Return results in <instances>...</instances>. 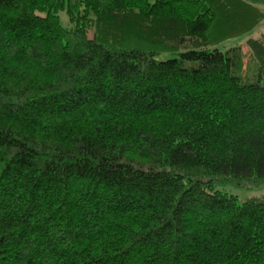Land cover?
Listing matches in <instances>:
<instances>
[{
	"label": "trees",
	"instance_id": "obj_1",
	"mask_svg": "<svg viewBox=\"0 0 264 264\" xmlns=\"http://www.w3.org/2000/svg\"><path fill=\"white\" fill-rule=\"evenodd\" d=\"M260 5L0 0V264H264Z\"/></svg>",
	"mask_w": 264,
	"mask_h": 264
},
{
	"label": "rangeland",
	"instance_id": "obj_2",
	"mask_svg": "<svg viewBox=\"0 0 264 264\" xmlns=\"http://www.w3.org/2000/svg\"><path fill=\"white\" fill-rule=\"evenodd\" d=\"M260 9L264 13V5H260ZM61 20L63 22V25L66 26L68 23L67 18L63 15ZM249 35H252L253 38H258L260 36L264 37V19L258 25V27H256ZM88 37L90 39L92 38V32H88ZM237 44L244 46L242 48V50H243V52H246L247 47L244 43V38L231 40L227 43V46H234ZM223 189H225L226 191L236 195L240 200L247 197V194L263 195L261 197H264V188L248 190V189H244V188L239 189V188L227 185V186H224Z\"/></svg>",
	"mask_w": 264,
	"mask_h": 264
}]
</instances>
